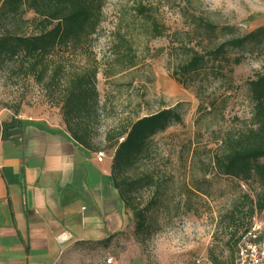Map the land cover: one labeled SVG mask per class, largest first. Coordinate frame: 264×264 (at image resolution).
<instances>
[{
	"label": "rangeland",
	"instance_id": "1",
	"mask_svg": "<svg viewBox=\"0 0 264 264\" xmlns=\"http://www.w3.org/2000/svg\"><path fill=\"white\" fill-rule=\"evenodd\" d=\"M140 5L163 25V36L150 38L137 13ZM186 8L243 35L256 34L228 51L229 57L242 58L231 71L222 64L216 70L220 75L207 70L183 86L171 76L181 59L173 48L202 52L206 46L194 40L182 16ZM123 40L135 65L118 72L114 59L118 48L125 52ZM52 62L61 64L60 84L74 73L96 69L99 109L89 127L95 151L105 153L110 167L114 149L104 139L107 132L163 109L174 108L181 117L180 123L152 137L146 157L129 172L131 177L151 175L154 185L140 189L130 208L121 205L126 229L111 235L105 247L79 249L72 264H107L109 258L110 264H212L211 255L220 264H235L237 247L233 257L227 249L235 225L242 223L237 235L256 227L264 239V210L249 217L243 200L244 195L254 199L262 187L221 176L210 161L225 134L249 125L252 102L246 83L264 71V0H104L96 33L78 50L57 51ZM60 99L11 64L0 65V117L42 118L65 129ZM260 163L264 165V158ZM132 208L145 215L140 231Z\"/></svg>",
	"mask_w": 264,
	"mask_h": 264
},
{
	"label": "trees",
	"instance_id": "2",
	"mask_svg": "<svg viewBox=\"0 0 264 264\" xmlns=\"http://www.w3.org/2000/svg\"><path fill=\"white\" fill-rule=\"evenodd\" d=\"M188 4L192 6L189 1ZM103 5L104 0H0V65L11 64L18 73L60 94L65 132L76 145L89 151H95L89 124L98 116L97 71L74 73L60 84L61 64L52 61L57 51L78 50L96 33L102 20ZM27 13H32V17L26 18ZM137 13L150 38L164 35L163 25L154 19L150 9L140 5ZM182 16L188 21L194 40L206 45L202 52L181 45L173 48L181 59L171 76L183 86L194 83L207 70L220 75L221 72L216 70L222 64L231 71V66L239 65L242 58L229 57L228 51L240 48L256 34L243 35L236 27L217 25L194 9H183ZM122 45L125 52L118 48L114 59L120 66L118 72L135 65L134 58L129 55L130 45L124 40ZM246 85L252 102L249 125L241 131L225 134L210 161L217 174L244 183L255 181L262 187V192L254 199L243 196L247 203L246 213L251 217L255 211L264 210V165L260 163L264 158V71ZM180 122L181 117L174 108L163 109L129 121L115 133L105 134V141L114 149L110 181L121 205L130 208L140 189L154 185L151 175L131 177L129 172L146 157L153 136ZM120 138H123L122 142H119ZM132 209L136 229L140 231L145 215ZM229 222L236 224L234 217H230ZM241 226L240 222L234 226L227 243L232 257L241 237L248 232L247 227L237 235ZM110 239L111 236L98 244L106 246ZM210 260L212 264H220L212 255Z\"/></svg>",
	"mask_w": 264,
	"mask_h": 264
},
{
	"label": "crops",
	"instance_id": "3",
	"mask_svg": "<svg viewBox=\"0 0 264 264\" xmlns=\"http://www.w3.org/2000/svg\"><path fill=\"white\" fill-rule=\"evenodd\" d=\"M110 173L62 123L0 117V264H72L123 232Z\"/></svg>",
	"mask_w": 264,
	"mask_h": 264
},
{
	"label": "built area",
	"instance_id": "4",
	"mask_svg": "<svg viewBox=\"0 0 264 264\" xmlns=\"http://www.w3.org/2000/svg\"><path fill=\"white\" fill-rule=\"evenodd\" d=\"M123 138L119 139L122 142ZM106 158L103 151L96 152V160L102 162ZM243 187V185H242ZM111 259L106 263L110 264ZM235 264H264V239H260L259 231L256 227L251 228L241 237L238 246Z\"/></svg>",
	"mask_w": 264,
	"mask_h": 264
}]
</instances>
